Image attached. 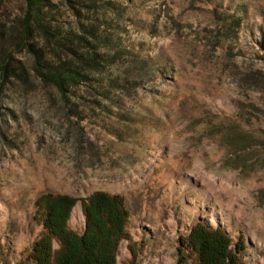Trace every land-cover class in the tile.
Here are the masks:
<instances>
[{
	"label": "rangeland",
	"instance_id": "1",
	"mask_svg": "<svg viewBox=\"0 0 264 264\" xmlns=\"http://www.w3.org/2000/svg\"><path fill=\"white\" fill-rule=\"evenodd\" d=\"M41 3L42 23L85 36L97 64L73 107L32 71L0 76V264H31L40 196L74 198L67 225L82 233L96 191L128 212L115 264H176L198 221L223 228L241 264H264V0ZM25 9L0 0V61L30 70ZM31 42L51 55L39 29Z\"/></svg>",
	"mask_w": 264,
	"mask_h": 264
},
{
	"label": "trees",
	"instance_id": "2",
	"mask_svg": "<svg viewBox=\"0 0 264 264\" xmlns=\"http://www.w3.org/2000/svg\"><path fill=\"white\" fill-rule=\"evenodd\" d=\"M25 2V16L17 45L30 54L32 66L29 70L13 53L4 52L0 61V76L2 79L15 77L26 83L32 71L42 84L56 91L62 105L73 107L77 102L75 99L81 97L77 95L80 84L96 68L98 54L95 47L91 53L87 52L90 41L80 34L59 37L57 30L41 21V0ZM37 29L50 43L52 52L49 57H46L44 48L38 49L31 42ZM261 47L264 49V43H261ZM36 203L43 230L32 244L29 255L31 264L116 263L119 242L126 237L128 215L119 195L96 191L83 200L85 226L82 233H76L67 225L74 198L47 193L40 196ZM53 241L57 242L58 248H53ZM181 242L184 246L178 249L176 264H187L186 249L197 264H241L238 252L230 248L229 236L219 226L210 227L198 221Z\"/></svg>",
	"mask_w": 264,
	"mask_h": 264
}]
</instances>
